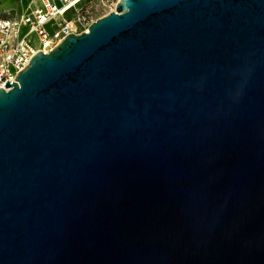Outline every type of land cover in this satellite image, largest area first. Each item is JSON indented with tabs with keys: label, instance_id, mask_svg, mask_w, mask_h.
I'll list each match as a JSON object with an SVG mask.
<instances>
[{
	"label": "water",
	"instance_id": "1",
	"mask_svg": "<svg viewBox=\"0 0 264 264\" xmlns=\"http://www.w3.org/2000/svg\"><path fill=\"white\" fill-rule=\"evenodd\" d=\"M0 88V264H264V0H118Z\"/></svg>",
	"mask_w": 264,
	"mask_h": 264
},
{
	"label": "built area",
	"instance_id": "2",
	"mask_svg": "<svg viewBox=\"0 0 264 264\" xmlns=\"http://www.w3.org/2000/svg\"><path fill=\"white\" fill-rule=\"evenodd\" d=\"M118 0H32L21 14L0 12V88L14 79L38 51L49 52L69 34L89 31L114 11ZM110 7V10H105ZM26 30L23 32V28Z\"/></svg>",
	"mask_w": 264,
	"mask_h": 264
},
{
	"label": "rangeland",
	"instance_id": "3",
	"mask_svg": "<svg viewBox=\"0 0 264 264\" xmlns=\"http://www.w3.org/2000/svg\"><path fill=\"white\" fill-rule=\"evenodd\" d=\"M7 1V5L2 6V4ZM32 0H0V12L7 14H21L27 10L31 5ZM117 1V0H115ZM110 7L105 6V10H110ZM26 30V27L23 28V32Z\"/></svg>",
	"mask_w": 264,
	"mask_h": 264
},
{
	"label": "bare ground",
	"instance_id": "4",
	"mask_svg": "<svg viewBox=\"0 0 264 264\" xmlns=\"http://www.w3.org/2000/svg\"><path fill=\"white\" fill-rule=\"evenodd\" d=\"M7 4H8L7 1H5V2L2 4V6L7 5Z\"/></svg>",
	"mask_w": 264,
	"mask_h": 264
},
{
	"label": "crops",
	"instance_id": "5",
	"mask_svg": "<svg viewBox=\"0 0 264 264\" xmlns=\"http://www.w3.org/2000/svg\"><path fill=\"white\" fill-rule=\"evenodd\" d=\"M28 9H29V8H28ZM28 9H27V10H28ZM27 10H25V11H27ZM25 11H24V12H25Z\"/></svg>",
	"mask_w": 264,
	"mask_h": 264
}]
</instances>
